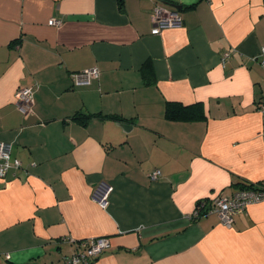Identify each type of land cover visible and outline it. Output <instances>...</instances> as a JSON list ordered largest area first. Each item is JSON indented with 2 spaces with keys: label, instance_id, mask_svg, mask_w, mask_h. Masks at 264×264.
<instances>
[{
  "label": "crops",
  "instance_id": "1",
  "mask_svg": "<svg viewBox=\"0 0 264 264\" xmlns=\"http://www.w3.org/2000/svg\"><path fill=\"white\" fill-rule=\"evenodd\" d=\"M155 5H180L182 25L152 34ZM262 45L264 0H0V140L21 162L0 179V264H60L101 236L97 264H264V199L231 227L192 218L198 200L264 185ZM168 101L204 117L168 119Z\"/></svg>",
  "mask_w": 264,
  "mask_h": 264
},
{
  "label": "built area",
  "instance_id": "2",
  "mask_svg": "<svg viewBox=\"0 0 264 264\" xmlns=\"http://www.w3.org/2000/svg\"><path fill=\"white\" fill-rule=\"evenodd\" d=\"M152 34H159L163 29L180 27L183 23L182 15L179 11L171 10L160 5H155L151 12ZM59 19H50L49 24H59ZM260 54L263 57L264 65V45L260 48ZM229 52L224 53L223 58H227ZM99 76L97 67L84 69L70 73V78L75 86L89 85L93 79ZM15 104L17 109L25 114L32 111L33 90L31 87H21L15 94ZM257 107L264 111V95L259 100ZM11 144L0 140V176H4L9 167L20 165L19 160L10 161ZM160 171L155 169L150 173V179H156ZM113 186L105 181H99L93 185L91 193L92 199L103 209L109 203V197ZM264 199V189H239L230 194H221L219 197L211 200L210 212L215 213L220 222L231 227L234 216L243 212L247 205L256 203ZM73 251L63 257L60 264H97L99 254L109 246L107 237H88L74 242Z\"/></svg>",
  "mask_w": 264,
  "mask_h": 264
},
{
  "label": "trees",
  "instance_id": "3",
  "mask_svg": "<svg viewBox=\"0 0 264 264\" xmlns=\"http://www.w3.org/2000/svg\"><path fill=\"white\" fill-rule=\"evenodd\" d=\"M262 97H263V95L261 96L260 99H262ZM196 105H200V103L197 102V103H192L190 105H184V104H182L181 102H178V101H168V102H166L165 116H166V118L173 119V120H196V119H203L204 116H203V112L202 111L200 112V111L193 110V108ZM72 118H75L77 120H81L82 122H84L85 120H87L89 118V115L84 114V113H80V112H76L72 116ZM10 161H12V160L10 159ZM19 167H21V162H20V165L19 166L9 167L6 170L5 175L4 176H0V179H4L6 177L7 172H8V170L10 168H19ZM238 184H239L238 185L239 186L238 187L239 189H253V190L264 189V185H261V184L259 185V184H257V182H256V185H254L252 183H246V182H241V183H238ZM92 190H93V186L90 189L89 195H90L91 200L94 201L92 199V197H91ZM210 202H211L210 200H206V199H204V200H202V199L201 200H198V202L196 203L195 209L193 211L192 218L199 219V218H201L203 216L209 215L211 213L210 212V206H209ZM213 214H215V213H213ZM60 239H62V237H60Z\"/></svg>",
  "mask_w": 264,
  "mask_h": 264
},
{
  "label": "water",
  "instance_id": "4",
  "mask_svg": "<svg viewBox=\"0 0 264 264\" xmlns=\"http://www.w3.org/2000/svg\"><path fill=\"white\" fill-rule=\"evenodd\" d=\"M168 4V3H167ZM169 5H173V4H169ZM173 8H175L176 11H178L177 9L180 8V5H174Z\"/></svg>",
  "mask_w": 264,
  "mask_h": 264
},
{
  "label": "rangeland",
  "instance_id": "5",
  "mask_svg": "<svg viewBox=\"0 0 264 264\" xmlns=\"http://www.w3.org/2000/svg\"><path fill=\"white\" fill-rule=\"evenodd\" d=\"M251 204H254V203H251ZM250 205V204H249ZM248 206V205H247Z\"/></svg>",
  "mask_w": 264,
  "mask_h": 264
}]
</instances>
